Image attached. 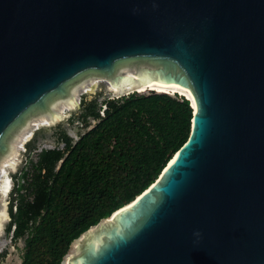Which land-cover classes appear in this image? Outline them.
I'll return each instance as SVG.
<instances>
[{
    "label": "water",
    "instance_id": "1",
    "mask_svg": "<svg viewBox=\"0 0 264 264\" xmlns=\"http://www.w3.org/2000/svg\"><path fill=\"white\" fill-rule=\"evenodd\" d=\"M135 59L197 110L82 264H264V0H0V152L71 82Z\"/></svg>",
    "mask_w": 264,
    "mask_h": 264
},
{
    "label": "trees",
    "instance_id": "2",
    "mask_svg": "<svg viewBox=\"0 0 264 264\" xmlns=\"http://www.w3.org/2000/svg\"><path fill=\"white\" fill-rule=\"evenodd\" d=\"M104 105L101 114L97 100L84 101L77 118L96 122L75 141L60 133L64 148L42 149L15 174L7 231L24 239L21 264H62L84 232L154 184L190 136L185 96L133 91Z\"/></svg>",
    "mask_w": 264,
    "mask_h": 264
},
{
    "label": "rangeland",
    "instance_id": "3",
    "mask_svg": "<svg viewBox=\"0 0 264 264\" xmlns=\"http://www.w3.org/2000/svg\"><path fill=\"white\" fill-rule=\"evenodd\" d=\"M144 68H158V65L148 60L135 59L119 64L111 75L97 71L85 73L69 84L68 95L63 97L54 95L49 101V109L46 111L37 110L28 116L21 126L13 130L9 139V149L4 153L0 152V167L3 166L4 171H6L1 176L2 178H0V188L2 186L0 190V213L3 215L0 220V264H21L23 256L24 239L15 240L13 238L12 230L14 229V225L10 232L7 231L11 220L9 206L14 196L15 174H19L22 171L30 158L36 161L38 153L42 149L64 148V143L59 140L60 133L65 132L74 141L77 140L89 126L96 122L95 119L90 117L88 119L90 125L86 126L77 118L81 113L84 101L97 100L100 113L103 114L105 99L117 98L136 90L133 88L123 93L112 91L110 83L115 80V77L129 71L139 74L142 73ZM150 89L148 88L142 91V93H150L155 90ZM171 93L172 95L176 93L181 96L177 92ZM72 97H78L77 104L71 101ZM63 106H68V110L64 112V118L57 122L54 121L52 112L59 111ZM33 120L38 121L36 129L29 137L20 139L22 133L31 126ZM5 175L7 177L6 188H4L2 183ZM14 210H16L15 207ZM77 242L72 244L70 252ZM80 245L82 248L84 243Z\"/></svg>",
    "mask_w": 264,
    "mask_h": 264
},
{
    "label": "bare ground",
    "instance_id": "4",
    "mask_svg": "<svg viewBox=\"0 0 264 264\" xmlns=\"http://www.w3.org/2000/svg\"><path fill=\"white\" fill-rule=\"evenodd\" d=\"M154 72V68H144L142 73H135L134 71H129L124 74L119 75L114 81L110 83L111 85V90L115 91L116 93H123L127 90H132L133 88L136 89V91H145L148 88H151L150 90L155 89L158 92H177L180 93L181 95H186L190 100H192L194 110H197V104L195 101V96L191 88H185L177 84H167L165 82H162L158 78H154L152 73ZM139 84V85H137ZM76 98V97H75ZM72 97L71 101L78 102V97L75 99ZM70 104V103H69ZM69 106V105H68ZM68 106H63L61 109L57 112L54 111L53 113V118L54 121H59L62 118H64V112L68 110ZM38 121L33 120L31 122V126L25 130L20 139H23L24 137H29L33 131L37 127ZM6 171H4V167H0V178L1 176L4 175ZM6 175L3 177L2 183L4 185V188H6ZM2 188V186H1ZM0 188V190H1ZM6 190V189H5ZM128 206V205H127ZM127 208V207H126ZM119 211V210H118ZM116 213V212H115ZM2 213H0V220L2 218ZM112 216L108 219H105L102 221V223L98 226H94L90 228V230L86 233H84L80 238L74 241L77 242V244L73 247L72 251L69 252V254L64 258L63 264H72V260L76 259L75 263L76 264H82L83 258L81 256V243L90 244L92 247V250L96 251L98 248L102 245L104 242L103 235L104 232H102V227L104 224L107 222L106 220H111ZM118 230V229H117ZM73 243V244H74Z\"/></svg>",
    "mask_w": 264,
    "mask_h": 264
}]
</instances>
